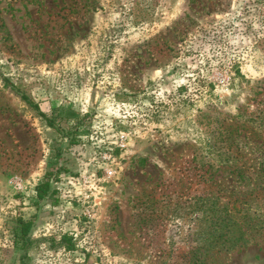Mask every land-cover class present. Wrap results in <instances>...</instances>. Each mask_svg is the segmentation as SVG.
Instances as JSON below:
<instances>
[{
    "label": "rangeland",
    "instance_id": "obj_1",
    "mask_svg": "<svg viewBox=\"0 0 264 264\" xmlns=\"http://www.w3.org/2000/svg\"><path fill=\"white\" fill-rule=\"evenodd\" d=\"M0 264H264V0H0Z\"/></svg>",
    "mask_w": 264,
    "mask_h": 264
},
{
    "label": "trees",
    "instance_id": "obj_2",
    "mask_svg": "<svg viewBox=\"0 0 264 264\" xmlns=\"http://www.w3.org/2000/svg\"><path fill=\"white\" fill-rule=\"evenodd\" d=\"M24 98L27 99L26 96ZM35 106L37 108V105H35ZM39 112H40V114H43L42 111H39ZM49 125L53 126V122L51 120L49 121ZM204 166H205L204 162L200 161V164L197 166V168H199L201 171H203ZM57 173H58V171L47 172L45 179L42 180L41 182H39L35 186L36 197L38 199H43V198L49 196L50 194H52L56 191L51 186V180H52L53 175L57 174ZM204 174H205V171L203 173H200L199 177L201 179H203ZM219 197L220 196H217L215 199L218 200ZM189 200L190 201L188 202V205L192 209V211L196 212L198 210H201L202 212H204L205 211L204 209H206V206L208 205L207 203H208L209 197H207L206 195H202V194H194V195H192V197ZM242 203H243V205H246V208L244 211H248L249 209H247V208H249L250 204L247 203V200L243 201ZM241 208H243V207H241ZM240 210H238V211H240ZM231 212H233V211H231ZM230 217H231V215L228 217V221L230 220ZM17 224H18V226L14 227V229L12 230L13 241L16 245L19 244V248H25L26 249L28 247V244L31 242V240L28 236H29V232L33 226V222L31 219L24 220L21 217H19L17 219ZM229 231H230L229 229L225 230V232L220 231L218 234V237H215V239H212V241L218 240L220 238H223L224 241L229 240V237H228ZM65 239H66V236L63 235L61 240H65ZM70 246H71L70 243H67V247H70Z\"/></svg>",
    "mask_w": 264,
    "mask_h": 264
}]
</instances>
